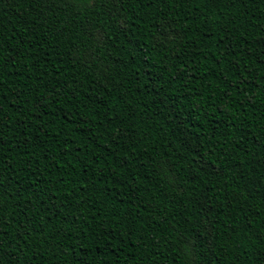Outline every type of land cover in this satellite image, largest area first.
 Returning <instances> with one entry per match:
<instances>
[{
	"label": "trees",
	"instance_id": "obj_1",
	"mask_svg": "<svg viewBox=\"0 0 264 264\" xmlns=\"http://www.w3.org/2000/svg\"><path fill=\"white\" fill-rule=\"evenodd\" d=\"M0 264H264V0H0Z\"/></svg>",
	"mask_w": 264,
	"mask_h": 264
}]
</instances>
